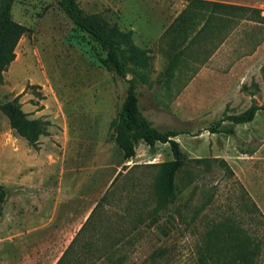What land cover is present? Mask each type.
I'll list each match as a JSON object with an SVG mask.
<instances>
[{
  "label": "rangeland",
  "instance_id": "rangeland-1",
  "mask_svg": "<svg viewBox=\"0 0 264 264\" xmlns=\"http://www.w3.org/2000/svg\"><path fill=\"white\" fill-rule=\"evenodd\" d=\"M78 1L86 14L129 31L139 22L134 15H158L164 0ZM227 1L220 12L245 27L236 48L227 43L221 64L212 67L219 72L195 95L147 88L153 53L176 51L164 39L136 43L132 30L133 42L147 49V65L132 61L129 46L120 44L143 113L161 129H188L177 140L188 158L203 159L182 171L179 200L169 209L159 206L157 181L160 163L174 158L170 144L159 143L153 153L143 142L132 164L115 139L112 122L128 78L104 66L107 52L57 0L15 1L13 17L28 31L4 72L0 101L23 93L30 117L52 124L35 149L0 110V183L12 188L0 215V264H56L76 237L75 258L84 264H115L119 256L122 264H195L208 232L231 225L254 251L251 262L237 264H264V110L236 124L235 135L209 130L226 115L264 104V0ZM208 52L197 50L201 57ZM240 58L244 75L234 72Z\"/></svg>",
  "mask_w": 264,
  "mask_h": 264
},
{
  "label": "trees",
  "instance_id": "trees-1",
  "mask_svg": "<svg viewBox=\"0 0 264 264\" xmlns=\"http://www.w3.org/2000/svg\"><path fill=\"white\" fill-rule=\"evenodd\" d=\"M16 0H0V83L4 80V72L16 59V48L20 39L28 31V27L15 20L13 17V6ZM61 10L70 18V20L79 29L87 32L94 41H96L107 52V56L102 59L104 66L125 79L129 76V70L126 62L121 57L120 44L125 43L131 51L130 58L135 62L148 64L149 56L147 49L137 46L133 40L132 30L123 31L117 25L110 26L102 21L98 16L86 14L79 4L78 0H57ZM212 3L204 0H190V4ZM216 3V2H214ZM189 4V6H190ZM187 7V9L189 8ZM129 87L125 98L122 111L119 117L112 122L116 132V142L122 149L127 160L137 156L138 148L141 142L147 144L150 151L155 153L159 143L170 144L174 158L160 163L161 170L157 183L159 193V206L169 209L179 200L178 178L182 171L192 161L200 162L202 158H188L186 152L182 149L177 136L184 133H190L188 129L166 128L161 129L154 125L144 113L140 104L138 93V84L135 77L128 78ZM23 93L18 94L8 102L0 101V110L9 118L11 128L25 138L29 145L35 149L40 148L41 137L49 134L50 120L45 118H32L24 110L20 98ZM264 110V104L253 103L247 110L239 114L226 115L217 123L212 125L209 130L213 133L224 132L236 134V124H244L255 119L257 112ZM230 121V125L225 122ZM244 153H253V150ZM11 189L3 183H0V215L3 214L4 206L7 202ZM84 227L81 228V231ZM77 237L74 238L69 247L65 250L56 264H84L81 259H76ZM249 239L243 238L241 230L235 226H226L225 228H214L208 232V236L203 245L200 258L195 264H237L239 262H251V255L254 251L249 248ZM161 249L158 255L165 254ZM99 262V261H91ZM115 264H122L123 259L119 256L113 260ZM89 264V263H85ZM100 264V262L98 263Z\"/></svg>",
  "mask_w": 264,
  "mask_h": 264
},
{
  "label": "crops",
  "instance_id": "crops-1",
  "mask_svg": "<svg viewBox=\"0 0 264 264\" xmlns=\"http://www.w3.org/2000/svg\"><path fill=\"white\" fill-rule=\"evenodd\" d=\"M204 1L212 3L190 4V0H164L158 15H134L133 21H139L131 27L136 43L139 40L153 43L162 38L167 47L176 49L170 55L153 53L155 70L153 81L147 84V88L156 91L179 90L182 91L178 94L179 98L195 95V92L207 88L212 81V74L219 72L212 67L221 64L225 45L234 44L236 48L241 30L245 27L243 21H229L228 15L220 12L225 7L222 4H228L229 1ZM206 48L209 50L206 57L197 54L198 49ZM241 61L242 58L234 63V72L241 71V75H244L245 66ZM136 158L128 162L134 164Z\"/></svg>",
  "mask_w": 264,
  "mask_h": 264
}]
</instances>
